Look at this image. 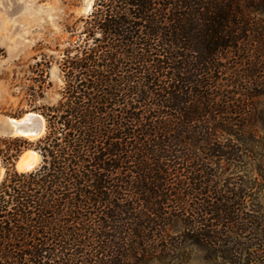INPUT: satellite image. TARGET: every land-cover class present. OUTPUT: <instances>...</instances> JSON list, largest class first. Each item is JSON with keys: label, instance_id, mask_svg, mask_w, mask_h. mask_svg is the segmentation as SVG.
<instances>
[{"label": "trees", "instance_id": "1", "mask_svg": "<svg viewBox=\"0 0 264 264\" xmlns=\"http://www.w3.org/2000/svg\"><path fill=\"white\" fill-rule=\"evenodd\" d=\"M255 3L264 12V0H96L86 24L100 37L44 114L41 167L0 184V264H152L170 257L159 243L174 222L217 246L223 228L249 230L245 190L209 166L242 157L225 136L253 134Z\"/></svg>", "mask_w": 264, "mask_h": 264}, {"label": "rangeland", "instance_id": "2", "mask_svg": "<svg viewBox=\"0 0 264 264\" xmlns=\"http://www.w3.org/2000/svg\"><path fill=\"white\" fill-rule=\"evenodd\" d=\"M86 1L0 0V127L4 120L18 119L27 113L42 115L47 124L46 133L37 140L0 132V184L7 170L19 172L17 161L24 153L37 151L41 155L38 142L48 134L44 114L59 107L64 95L68 94L69 63L81 57L87 39L89 45L94 46V38L100 37L99 32H94L95 36L86 24L91 21L96 0H90V10L85 13L82 9ZM259 6L255 3V9L247 7L244 10L255 24L252 27L255 33L246 37L252 40L255 36V87L249 91L255 94L253 134L248 142L225 136L231 139L228 146L241 150L239 156L242 157L234 162L220 160L209 166L221 186L237 184L238 191L245 190V198L241 201L246 209L244 213L252 214L253 225L247 232L234 237L223 228L226 237L223 244L217 246L205 241L194 243L197 238L188 236L184 224L174 222L175 225L165 229L169 237L159 243L173 249L170 257L152 264H264V55L260 53L264 54V12ZM260 32L263 45L256 38L261 37ZM236 64H241L238 57L230 61V66ZM239 67L238 70L244 71L241 65ZM224 83L228 84L226 80ZM5 129L9 127L6 125ZM246 145L248 149L242 153ZM42 161L41 155L36 170Z\"/></svg>", "mask_w": 264, "mask_h": 264}, {"label": "bare ground", "instance_id": "3", "mask_svg": "<svg viewBox=\"0 0 264 264\" xmlns=\"http://www.w3.org/2000/svg\"><path fill=\"white\" fill-rule=\"evenodd\" d=\"M86 6H87V10H90V0L86 1ZM31 116H34L33 113H29L27 114L24 118L29 119ZM23 119H13L11 118V120L6 119L4 120L2 123V126L0 127V132L1 133H5L9 134V135H14V136H20V137H25V138H30V134L29 131H25L20 129V124L22 123ZM44 122V120H43ZM9 127V130L5 129V126ZM44 130V128H43ZM41 159V155L37 152V151H28L26 153H24L20 159H18L17 161V170L19 172H23V167L29 166L32 169L36 168L39 160ZM20 160V161H19Z\"/></svg>", "mask_w": 264, "mask_h": 264}, {"label": "water", "instance_id": "4", "mask_svg": "<svg viewBox=\"0 0 264 264\" xmlns=\"http://www.w3.org/2000/svg\"><path fill=\"white\" fill-rule=\"evenodd\" d=\"M87 9L88 8L85 5V6H83L82 11L86 13L89 11ZM27 114H29V113H27ZM27 114H25L23 117L19 118V119H23L22 123L19 126L20 129L25 130V131H29L30 138H31L30 140L40 139L46 133V130H47L46 120L43 118L42 115L37 114V113H33L34 116H31L29 119H26L24 117ZM43 120H44V122H43ZM43 128H44V130H43ZM36 168L31 170V168L29 166L23 167L22 173L33 172L34 170H36Z\"/></svg>", "mask_w": 264, "mask_h": 264}]
</instances>
